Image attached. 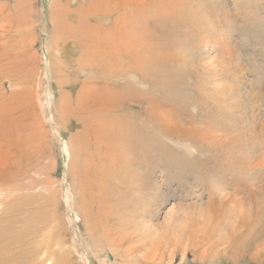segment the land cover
<instances>
[{"label": "rangeland", "instance_id": "374dc122", "mask_svg": "<svg viewBox=\"0 0 264 264\" xmlns=\"http://www.w3.org/2000/svg\"><path fill=\"white\" fill-rule=\"evenodd\" d=\"M89 2L0 0V29H14L0 49V220L12 218L4 236H22L0 247V264H264V0L126 1L170 11L159 15L151 55L170 62L149 70L157 92L128 74L93 94L104 73L79 58L99 44L93 29L112 21L93 5L84 33L78 9ZM126 87L147 99L131 100ZM115 91L125 100L116 112L141 136L130 146L136 154L115 147L122 159L113 165L112 148L80 142L100 128L85 127L75 102ZM90 113L96 122L107 116L106 137H118L126 118ZM92 162L111 175L97 184L90 173L84 188L80 174ZM34 239L33 256L21 242Z\"/></svg>", "mask_w": 264, "mask_h": 264}, {"label": "bare ground", "instance_id": "6f19581e", "mask_svg": "<svg viewBox=\"0 0 264 264\" xmlns=\"http://www.w3.org/2000/svg\"><path fill=\"white\" fill-rule=\"evenodd\" d=\"M126 1H128V0H124L123 3H121V0H118L117 2H116V0H94V2H89L87 8L85 6L84 8L81 7L78 9L80 11H83V13H81V16H77L79 22H82L83 24H87V27H84V29H85V31H83L84 33H87L86 31H88V32L91 31V29H90L91 22L89 21L90 19L87 20L90 15L89 14L87 15L86 13L88 12V10L91 9L90 7H92L93 5L99 7V9H100V12L98 13V17L100 20H108V22L112 21V23L109 27L101 26L99 28L93 29V33H94L93 35L95 37V40L97 42H99V44H95L93 46L91 44H89L87 46L86 54H82L79 58V64L78 65H80V67L87 65L88 67L94 68L95 72L97 71V72H103L104 73L103 78L101 80H99V82H96L95 84L93 83L94 88H92V94H93V92L99 90V87L108 86L109 82H111L112 79H117L120 77L123 78L128 74L137 76L138 78H140V80L143 82V84L151 85L152 91L157 92L159 90V87L161 84L159 83V80H160L159 77L156 74H154V72H156V70H158V68H164L163 66H166L167 63L170 62V61L159 59L160 58L159 56H161V55L158 56L159 58L151 56V55L158 54L157 52H159V41H158L159 35H157V32H159V15L162 16L163 14H166L169 10H167V8H165V7H162L161 10H159V3H158L159 1L157 3H155L156 5H152L154 3L148 2L151 6L149 4H148L149 6H147V4H145L146 6H143V4H142V7H140V8H136V7L131 8L126 4ZM121 5H123L124 7ZM122 9H123V12L120 15V13H121L120 10H122ZM135 11L138 12V14L136 15L137 17L135 16L136 18H134V19L130 18V16H128L127 13L128 12H135ZM124 12H126V13H124ZM171 12H173V11H171ZM173 13H172V15H173ZM175 13H176V11H175ZM134 15L132 17H134ZM169 15H171V13H169ZM152 16H153V18H154V16L155 17L157 16V19L152 18V20H151ZM150 24H151V28H152L151 31H150L151 28L149 27ZM152 24H153V26H152ZM12 27H13V25L6 26L7 30L0 29V49L11 42V41H8V42L3 43L2 37H4L5 35L7 36V35H11L12 33H14V29ZM79 27H80V30H82L81 24ZM74 32H76V29H74ZM99 45H101V46H99ZM110 54L113 55L114 58H117V59H115L114 64L105 62L106 56H108V55L110 56ZM161 58H163V57H161ZM97 60L99 61V63L97 62ZM102 61L105 64L108 63V66H105V64H102ZM151 69H153L155 71L153 73H150L149 70H151ZM0 70H1V67H0ZM84 85H86V84H84ZM43 92L46 93V90L43 89ZM123 92H124L123 94L125 96H128L129 98L131 97V100L132 99L133 100L134 99L139 100L140 98L142 100L147 99L145 94H143L144 96H138L137 92L135 90H133L132 88L126 87L123 89ZM95 93H97V92H95ZM106 95H108V96L105 97ZM83 96L84 97L78 96V99L76 100L75 103H76V106L81 110V115H82L81 119L84 120L85 127L92 131V129H91L93 127L92 125H93V123H95L94 127L96 125V126H99L97 128H100V129L98 132L96 129H95L96 131L93 130V132H94V134H96V136L95 135L93 136L92 132L84 133L83 136L80 138V140H81L80 142L82 144H86L89 140H91L93 137H95V139L97 141L96 145L98 146V147H96L97 149L104 148V147L112 148L111 153L108 152V154L105 155V158L109 162V164L111 163L113 165H115L117 163L119 158L122 159L115 152L116 148H118V147L119 148L121 147V151H122L123 156L124 155L125 156H131L132 153L136 154L137 149L136 148H135L136 150L131 149L130 146H136L137 145V143L136 144H134V143L141 136L140 130L138 131L137 128L133 127L134 123H133L132 119L129 120L126 117H124L123 114L118 115V113L116 112V109L118 107L124 106L125 100L123 101L122 97L120 98V100H118V99L115 100L116 97H113V96H116V91H115L114 95L111 92H110V94L100 93V94H98L97 98H95L94 100H91L90 97H88V95H83ZM119 97H120V95H119ZM6 100H7L6 93L1 92L0 93V104L2 102H6ZM142 100H140V101H142ZM142 102H144V101H142ZM7 105H8V103H7ZM64 105L65 106L62 109V111L65 113V111H67L69 109L68 107L70 105L68 102H66V104H64ZM5 107L6 106H4V105H0V116L4 115V113L7 112V109ZM91 110L94 112L93 114H97L98 112H103V113L111 115V113H112L114 116L116 115L117 117L120 116L122 118H126V119H124V121L120 119L121 121L119 124L116 123L118 125V128H116V131L118 132V130H119L118 137H112V138L108 139L107 137H109L111 134L107 137H106V134H109L110 132L113 133L112 132L113 128H112V131L110 130V132L108 133V131H107L108 126L106 125L107 121L105 120L107 118V116L105 119L103 118V120L100 119V121L96 122L97 118H96V121L94 119L96 116L93 117L94 120L90 116L92 114V113H90ZM148 111L150 112L149 116L153 115L152 117H154V119L159 118V114H158L159 111L157 112V110H155V109H151ZM120 113H121V111H120ZM102 117H105V116L102 114ZM87 123H90V124H87ZM124 126H125L127 131L124 129ZM122 130H123V132H122ZM117 132H115L114 134H117ZM115 136H117V135H115ZM117 143L119 144L118 146H117ZM81 148H83V147H81ZM96 151H98V150H96ZM105 152H106V150H105ZM94 154H96V152ZM93 155L90 157H93ZM92 163H94V164H90L89 168H86V170H83V172H81L82 175L80 174V176L82 177L81 185L84 188L85 187L89 188V186L92 187V185H93V184L87 183L88 179H85L87 177V175H89L90 173H93L96 175L97 184H99V182L100 183H102L103 181L105 182V180H107V178L109 177L108 175H111V174H109V172L107 173L105 171L101 174L99 172H96V166H97L95 164L96 162H92ZM97 173H99V175ZM115 174H118V172ZM117 178H119V177H117ZM84 188H82V189H84ZM99 188H100V186H98V189ZM99 196H101V195H99ZM11 222H12V218H10V217L9 218L4 217L3 220H0V223L2 225L0 227V244H1L0 247L3 248V250H4V248H6L5 246L7 244L17 243L18 241H20L22 239L21 234H18V233L13 235V236H4V234L6 235V233H9L11 231V229H10ZM31 237L34 238L33 236H31ZM21 244H22V248H24V250H26V253L29 255L32 254L34 256V254L38 253L41 249V244L35 239L33 240V242H31V244L27 243V242H21ZM31 248H33L34 251H32ZM0 251L2 252V250H0ZM146 256H148V255H145V258H146ZM154 256H155V254H154Z\"/></svg>", "mask_w": 264, "mask_h": 264}]
</instances>
